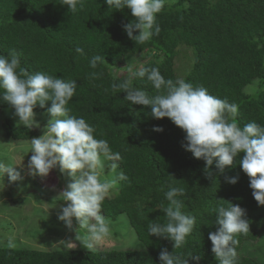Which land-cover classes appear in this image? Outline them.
<instances>
[{"label": "trees", "instance_id": "obj_1", "mask_svg": "<svg viewBox=\"0 0 264 264\" xmlns=\"http://www.w3.org/2000/svg\"><path fill=\"white\" fill-rule=\"evenodd\" d=\"M82 5L72 13L60 0H0V55L15 53L20 69L30 74L40 71L77 81L68 105L71 114L85 118L95 127L96 138L107 140L119 155L118 160H105L102 176L108 175L115 161L127 177L117 181L112 197L105 198L101 214L112 221L124 215L144 250L88 249L86 235L78 229L79 245L74 249L0 244V264H159L161 250L171 253L173 242L149 236L147 226L150 220H165L163 208L169 202L164 193L169 186L184 189L178 197L183 211L196 217L186 243L174 250L177 254L193 253L201 257L199 264H219L208 236L218 227L215 209L226 201L245 209L250 224L249 233L237 237V253L243 244L261 240L264 215L254 214L260 206L239 164L234 160V166L221 172L214 160L209 177L203 171L205 162L183 147L185 133L179 127L167 117L152 118L150 108L126 101V93L112 85L129 76L121 72L130 67L121 66L124 60L140 59L145 67L159 68L165 79L202 85L210 94L239 105L240 126L251 121L264 124V0H169L157 15L159 35L144 44L129 39L123 28L134 19L129 9L108 8L106 0H82ZM78 47L83 54L75 51ZM180 50L192 53L190 69L182 78L175 66ZM95 54L106 62L92 68L89 61ZM132 83L149 95L157 94L146 78L135 77ZM252 84L254 91L245 92ZM5 108L13 109L0 100V109ZM34 111L46 112V108L37 106ZM154 126L163 131H153ZM2 128L12 140L37 137L32 129L9 119ZM236 176L238 182L229 183ZM189 264L196 262L189 258ZM237 264L264 261L242 253Z\"/></svg>", "mask_w": 264, "mask_h": 264}, {"label": "clouds", "instance_id": "obj_2", "mask_svg": "<svg viewBox=\"0 0 264 264\" xmlns=\"http://www.w3.org/2000/svg\"><path fill=\"white\" fill-rule=\"evenodd\" d=\"M68 11L76 13L82 7V0H60ZM108 8L130 10L134 18L123 28L129 39L136 44H144L158 36L161 29L157 15L169 0H106ZM138 34L134 35V33ZM83 54L82 48H76ZM105 59L95 54L91 57L90 67ZM20 60L15 53L0 55V100L8 103L18 117L17 125L28 129L41 128L34 109L46 108L50 119L43 127V135L32 137V155L27 165L13 167L0 161V176L8 174L9 182L23 181L22 172L27 175L47 178L53 169L69 178V182L59 197L65 204L60 205L58 219L69 230L84 229L88 234L84 244L92 249L110 234L111 221L101 214L102 204L109 196L117 181H126L120 173L112 179H102L105 160H118L119 155L112 152L105 139H97L96 129L85 118L71 114L69 102L76 94V80H65L46 72L28 73L20 69ZM19 69V71H18ZM129 76L112 87L126 93L124 99L151 109L149 115L155 119L167 117L185 133L183 147L196 159L205 162L203 171L212 176L214 163L221 172L226 166H234V160L249 177V187L258 206H264V124L251 121L243 126L237 122L239 105L209 93L202 85H193L184 79H165L157 67H129ZM123 73L124 71L121 70ZM95 75V73H94ZM139 77L149 82L157 92L149 95L147 91L133 86V78ZM50 102V107H46ZM153 131L162 132L163 128L154 126ZM243 154L242 158H236ZM116 164L112 168H116ZM239 177H232L229 183L236 184ZM163 190V189H162ZM184 189L169 186L164 193L168 203L163 208L165 220H150L147 226L149 236L164 238L173 242V249H179L193 232L196 217L183 211L182 196ZM225 201V200H223ZM215 209V232L209 233L211 251L219 264H237L238 235L248 234L250 224L246 210L239 204L229 201ZM75 219L78 227L74 228ZM114 222V221H112ZM171 253L164 248L159 254V264H189V258L199 264L201 257L189 253L187 257Z\"/></svg>", "mask_w": 264, "mask_h": 264}, {"label": "rangeland", "instance_id": "obj_3", "mask_svg": "<svg viewBox=\"0 0 264 264\" xmlns=\"http://www.w3.org/2000/svg\"><path fill=\"white\" fill-rule=\"evenodd\" d=\"M191 56L190 50H180L179 58L176 59L175 63L176 68L180 70L176 72L178 78H182L190 69ZM141 63L140 59L131 58L128 61L124 60L121 66H128V64L130 66H139ZM122 70L124 75L128 74L125 69ZM244 91L249 94L252 93L254 91L253 84L245 88ZM14 111V109L9 108L0 109V161L20 170L21 166L27 165L32 152L30 151V140H12L5 137L2 128L5 120L9 119L16 126H23L17 125L18 117L14 116ZM36 119L40 122L41 128H32V130L39 137L43 135V127L50 119V116L46 112L36 113ZM113 164L117 165L115 169L112 168ZM118 174H120V168L117 162L113 161L110 164L108 175L104 174L101 178L112 179L109 178L110 175L117 177ZM22 175L24 176L23 181L17 182H9L7 173H5L4 177L0 176V244L7 242L12 244L14 242L13 246L15 247H19L21 244L29 247V249L36 250H50L57 247L61 248L62 246L67 249L77 248L79 245V235L76 233L78 229L76 231L69 230L58 219L59 207L65 204L59 194L66 186V183L69 182L66 174L61 175L57 168L53 169L49 176L43 179L40 177L33 178L27 175L26 172H22ZM114 188L110 190V194L106 198L114 195ZM258 213L264 215V206H260L254 212V214ZM50 217L56 218L57 221L52 220ZM73 224L74 228L78 227L75 219ZM80 229L86 235L85 238L87 240L88 234L86 230ZM136 237L127 218L122 215L116 221H111L109 236L93 248L143 251L144 246ZM261 238L255 243L243 244L238 254L244 253L263 262L264 233Z\"/></svg>", "mask_w": 264, "mask_h": 264}]
</instances>
